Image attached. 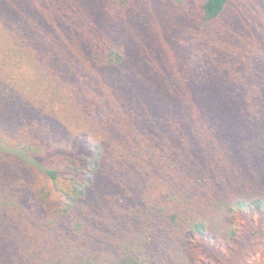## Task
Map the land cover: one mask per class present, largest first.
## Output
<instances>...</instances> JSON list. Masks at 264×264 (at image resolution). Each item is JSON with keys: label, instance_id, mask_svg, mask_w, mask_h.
<instances>
[{"label": "trees", "instance_id": "1", "mask_svg": "<svg viewBox=\"0 0 264 264\" xmlns=\"http://www.w3.org/2000/svg\"><path fill=\"white\" fill-rule=\"evenodd\" d=\"M253 1L0 0V264H195L252 215L264 235Z\"/></svg>", "mask_w": 264, "mask_h": 264}, {"label": "rangeland", "instance_id": "2", "mask_svg": "<svg viewBox=\"0 0 264 264\" xmlns=\"http://www.w3.org/2000/svg\"><path fill=\"white\" fill-rule=\"evenodd\" d=\"M235 1L241 6H245L244 2L248 0ZM249 1L252 3L251 0ZM253 3L264 6V0H254ZM247 16L253 22L259 21L257 13L253 14V16L250 14ZM7 138L10 139V137ZM252 218L254 225H257L258 216L252 215ZM245 221L244 217L239 216L238 222L241 233L245 226ZM254 225L246 228L236 243L227 245L209 242L203 250L196 249L197 258L195 264H264V245L259 244V242H264V235L261 233L254 234L253 230L256 228Z\"/></svg>", "mask_w": 264, "mask_h": 264}]
</instances>
